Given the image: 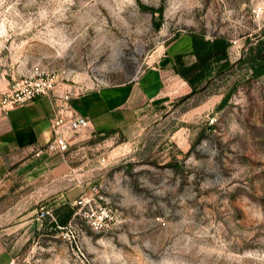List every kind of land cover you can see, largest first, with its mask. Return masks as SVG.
Instances as JSON below:
<instances>
[{"label":"rangeland","instance_id":"obj_1","mask_svg":"<svg viewBox=\"0 0 264 264\" xmlns=\"http://www.w3.org/2000/svg\"><path fill=\"white\" fill-rule=\"evenodd\" d=\"M193 32L227 37L232 67L103 138L87 195L37 203L76 214L43 220L15 264H264V0H0V93L37 71L71 93L130 83Z\"/></svg>","mask_w":264,"mask_h":264},{"label":"crops","instance_id":"obj_2","mask_svg":"<svg viewBox=\"0 0 264 264\" xmlns=\"http://www.w3.org/2000/svg\"><path fill=\"white\" fill-rule=\"evenodd\" d=\"M185 39L183 48L172 50V44L130 83L85 91L68 103L63 96L69 91L56 87L49 96L0 116V264L14 261L27 235L43 226L38 202L75 205L85 185L103 170L92 158L107 141L103 138L132 136L149 109L160 111L192 91L175 70L177 55L186 65L196 61L191 38ZM68 109L87 118L89 126L66 136V152L36 156L52 138L53 116Z\"/></svg>","mask_w":264,"mask_h":264},{"label":"built area","instance_id":"obj_3","mask_svg":"<svg viewBox=\"0 0 264 264\" xmlns=\"http://www.w3.org/2000/svg\"><path fill=\"white\" fill-rule=\"evenodd\" d=\"M57 76L51 75L48 72L37 71L30 76L24 77L20 81H14L9 87L2 93H0V116L8 115L11 111L17 107H22L28 103L40 98L49 96L57 87ZM82 92L67 93L63 96L64 102L68 103L73 96H78ZM63 108V107H62ZM64 109V108H63ZM68 111L56 113L50 121V127L52 131V138L50 142L40 147L36 152V156H40L44 153H64L68 150L67 135L69 133L77 132L81 129L87 128L90 121L80 115L71 114ZM101 162H106V158H102ZM82 196L87 195L85 191L82 192ZM88 193L97 194L98 189L96 187L91 188ZM82 198V197H81ZM39 219L45 220L47 218L54 219L53 209L48 206L41 205L39 209ZM107 211L102 210L99 215L100 224L105 218H107ZM55 220V219H54ZM96 224V226H97ZM69 236L73 245L78 248L76 236L73 231H70ZM10 264H15L12 261Z\"/></svg>","mask_w":264,"mask_h":264},{"label":"trees","instance_id":"obj_4","mask_svg":"<svg viewBox=\"0 0 264 264\" xmlns=\"http://www.w3.org/2000/svg\"><path fill=\"white\" fill-rule=\"evenodd\" d=\"M192 41V52L196 61L191 65H186L183 62V55L176 57V72L190 85L192 93H196L200 85L216 74H221L225 70L232 67L229 60V49L231 42L227 37H215L207 39L204 34L190 33ZM254 50L255 53H254ZM250 63L253 70V76L260 78L264 76V36L259 39L256 47L251 49ZM228 98L224 99L223 104ZM65 205V204H64ZM67 206H70L67 204ZM68 211L61 217L59 214L61 208H57L54 219L64 226L76 214V207H68ZM50 219V218H49ZM46 220V219H45Z\"/></svg>","mask_w":264,"mask_h":264}]
</instances>
